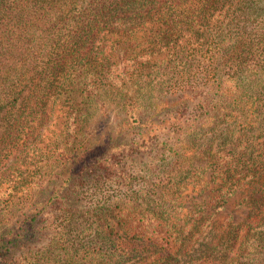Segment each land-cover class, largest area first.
I'll use <instances>...</instances> for the list:
<instances>
[{"label":"rangeland","instance_id":"rangeland-1","mask_svg":"<svg viewBox=\"0 0 264 264\" xmlns=\"http://www.w3.org/2000/svg\"><path fill=\"white\" fill-rule=\"evenodd\" d=\"M243 1L236 13L228 8L217 12L210 26L220 24L219 14L222 20L235 18L253 47L243 53L242 63L264 64V0ZM193 53H184L182 60L166 52L155 54L144 66L134 72L132 68L124 87L102 88L91 99L77 91L74 122L72 116L62 123L66 107L53 106L61 119L53 117L45 124L39 145L46 146L43 152L37 151L39 138L31 136L20 155L24 159L11 163L15 155L3 157L0 237L11 234L15 240L33 224L11 253V264H94L97 251L105 253L113 240L139 253L137 258L151 259L162 253L160 246L144 244L153 224L170 227L169 242L183 250L173 255L179 264H239L238 259L264 264V249L258 245H264V226L249 232L245 226L249 215L258 217L246 204L248 182L239 171L233 179L241 181L231 182L236 190L224 199L227 186L220 173L238 150L264 160V73L251 82L240 70L238 84L224 85L236 100L233 112L220 115L217 126H206L200 123L208 112L200 104L210 91L204 84L206 66H219L224 76L237 66L225 65L223 52L212 58L211 52L195 58ZM248 95L253 104L243 102ZM22 101L0 118V138ZM195 118L202 129L189 132ZM179 124L188 132L186 148H178L169 159L164 156L165 166H170L164 173L161 155L155 154L165 137L156 135L155 127ZM146 133L156 137L152 152L140 146ZM152 160L154 167H148ZM223 231L226 235L221 236ZM65 254L74 260H66Z\"/></svg>","mask_w":264,"mask_h":264},{"label":"trees","instance_id":"trees-1","mask_svg":"<svg viewBox=\"0 0 264 264\" xmlns=\"http://www.w3.org/2000/svg\"><path fill=\"white\" fill-rule=\"evenodd\" d=\"M243 2L0 0V118L12 114L19 100H23L22 109L18 113L15 112L12 120L9 119L8 126L0 138V166L3 164V157L11 159L13 155L15 156L11 163H17L18 158L23 157L20 155L26 151L31 136L39 138L36 143L37 151L43 152L46 146L39 145L42 136L46 134L45 124L49 120L50 123L53 117H56V122L57 117L61 119L56 108H53L54 105L66 107V110L63 109L62 123L69 122L72 116L74 122L76 115H72V108H75L77 91L80 90L86 95L85 98L91 99L94 93L102 88L124 87L132 68L134 72L158 53L166 52L179 59L187 52H194L193 58L204 52H211V58L223 52L225 65H231L233 69L237 66V69L232 73L228 72L226 76L220 74L219 66L215 67L212 63L206 66L208 76H205L204 84L210 87V91L200 100V104L204 105L203 108L208 112L200 123L217 126L219 116L233 112L231 107L236 102L233 94H229V88L224 85L230 81L238 84L240 70L243 69L246 76H250L251 82L260 80L264 73L261 71L264 68L263 63H242L243 53L253 50V47L245 36L244 27L237 23L235 18L222 20L219 14L220 24L213 28L210 26L212 16L217 12L228 8L230 13H236L235 8ZM209 67L212 69L209 70ZM252 99L248 95V99L243 102L253 104ZM199 121L200 118L192 121L189 132L202 129ZM48 129L49 134H54L55 129ZM155 129L156 135L165 137L162 143L156 144L159 148L155 156L160 153L159 160L163 166L159 168L166 173L170 166H165L164 156L169 159L177 153L178 148H186L188 132L182 124L157 125ZM142 138V150L152 152L156 149V137L146 133ZM30 143L32 144V141ZM154 160L148 163V167H154ZM229 161L230 166L220 172L227 186L222 197L226 199L235 192L237 185L232 187L231 182L237 183L240 180L233 179L240 175V171L248 182L246 204L251 206V210L258 216L253 218L249 215L245 226L248 227L247 232L254 228L259 229L264 226V160L255 157L251 151L238 150ZM169 173H172V170ZM20 178L22 179V176ZM13 187L16 188L15 185ZM152 218L155 222L156 218ZM160 226L158 229L153 224L151 238L144 242L154 248L160 246V255L155 254L151 259L137 258L139 253L130 252L131 249L128 250L121 244L118 246L113 240V246L105 253L103 249L97 251L100 253L95 263L179 264V260L176 261L173 255H181L183 250H175V246L169 242L170 227ZM32 227L33 224L24 227L22 232L14 237L16 243L11 234L0 237V264H11V253L16 246L21 245L29 234L28 229ZM149 228L150 226H147V229ZM223 235H226L225 231L222 232L221 236ZM164 243L165 246L162 245ZM258 245L264 249L261 242ZM135 249L137 248L132 250ZM146 249L147 245L143 247L144 251ZM240 249L242 248L239 247L237 251ZM195 252L200 251L195 249ZM65 256L68 261L74 260L70 254ZM173 260L175 262H172ZM237 261L239 264H259L239 259ZM88 264H92V261Z\"/></svg>","mask_w":264,"mask_h":264}]
</instances>
